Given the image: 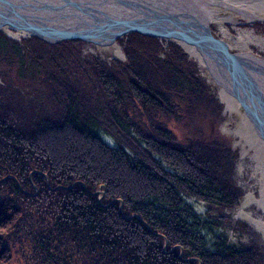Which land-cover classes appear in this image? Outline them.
Wrapping results in <instances>:
<instances>
[{
    "label": "trees",
    "instance_id": "trees-1",
    "mask_svg": "<svg viewBox=\"0 0 264 264\" xmlns=\"http://www.w3.org/2000/svg\"><path fill=\"white\" fill-rule=\"evenodd\" d=\"M126 36L124 61L92 57L85 69L79 39L20 44L0 31V65L17 83L40 82L47 104L0 84V264H264L218 231L229 219L214 212L235 207L241 190L217 147L216 99L178 66L180 46L169 41L162 58L157 37ZM187 197L206 202V217ZM112 199L122 211L118 200L101 205Z\"/></svg>",
    "mask_w": 264,
    "mask_h": 264
},
{
    "label": "water",
    "instance_id": "water-1",
    "mask_svg": "<svg viewBox=\"0 0 264 264\" xmlns=\"http://www.w3.org/2000/svg\"><path fill=\"white\" fill-rule=\"evenodd\" d=\"M201 10L194 0H0V30L28 33L49 43L79 39L108 46L119 37L137 32L175 41L182 48L180 42L192 45L206 61L215 84L236 98L256 134L264 140L263 57L231 50L212 31ZM93 194H98L100 203L104 190L97 189ZM116 200L122 211L121 199L101 205ZM123 216L138 217L135 213ZM164 239V251L178 247L182 257V246L166 250Z\"/></svg>",
    "mask_w": 264,
    "mask_h": 264
},
{
    "label": "bare ground",
    "instance_id": "bare-ground-1",
    "mask_svg": "<svg viewBox=\"0 0 264 264\" xmlns=\"http://www.w3.org/2000/svg\"><path fill=\"white\" fill-rule=\"evenodd\" d=\"M194 1L196 4L201 5V11L209 23L214 22L217 24L218 35L227 42L231 50L235 49L239 53L250 55V53H253L252 45H254L257 47V53L258 51L264 53L263 34L256 33L252 28L235 26L236 23H240L235 18L236 13L242 16L243 21L264 19V0ZM224 9H228L230 12L227 14L222 13ZM227 21L236 28V33H232L228 29L226 26ZM5 30L15 36L14 38L17 40L30 36V34L24 32H11L6 28ZM180 44L189 56L197 60L200 67L205 70L209 80L215 83L206 68L207 63L200 52L192 45L183 42H180ZM99 49H109L116 56L123 55L117 43L101 46ZM217 96L223 104L222 114L225 115V120L221 123V129L226 134L231 135L234 139V144L239 147V159L236 164L237 174L241 176L242 172L248 169L250 177L257 187L255 192L250 189L247 183L241 181L244 192L239 199V204L232 212V217L244 220L251 230L258 235V239L264 245V216L260 214V211L264 214V140L256 134L245 111L230 92L222 86H217Z\"/></svg>",
    "mask_w": 264,
    "mask_h": 264
},
{
    "label": "rangeland",
    "instance_id": "rangeland-1",
    "mask_svg": "<svg viewBox=\"0 0 264 264\" xmlns=\"http://www.w3.org/2000/svg\"><path fill=\"white\" fill-rule=\"evenodd\" d=\"M229 12L230 10L228 9H224V11H222V13H225V14ZM235 18L237 19L238 22H240V23H236L235 26L242 27V28H252L256 33L264 35V20L252 19L250 21H243L242 16L238 13L235 14ZM226 26L232 33H236V28L232 24H230V22L227 21ZM210 28L217 36H219L218 35L219 33H217L216 23L210 22ZM0 31L3 32L5 35L15 39L14 38L15 36L9 34L8 31H6L5 29L0 30ZM126 37L127 36L124 35L116 40V43L121 48L123 57L114 55L113 52L109 49H99L101 46L81 40L80 54H79L81 65L85 69H87V66L84 63V60L90 61L92 57H97L98 60L103 64V66L108 67V68L110 67L112 61H124L125 60L124 45H125ZM17 41L21 44V39ZM158 41L161 47V49L158 52V55L160 57H163L164 54L169 51V48H168L169 41L177 44L175 41L163 39V38H158ZM93 46H95L94 47L95 49L91 48ZM180 48L182 47L180 46ZM252 48H253V54L263 57L264 53L259 52V51L257 53L256 46L252 45ZM90 49H92V51H90ZM182 50L184 51L183 48ZM232 50L236 51L235 49H232ZM185 53L187 54V62L183 64L179 63L178 66L182 68L185 72L190 71V72H193L195 75H197L205 87L204 96L207 98H209L210 96H214V98L216 99V103L219 104L218 109L214 110L213 120L215 123L216 131L219 134V137L221 139H225V141L221 140L222 142L219 143L217 147H218V150L221 151L222 154L224 155L226 161L228 163H231L232 169L230 171V176L233 182L235 183V185L239 187L241 190V195L238 198V204H239V199L242 197L243 192H244V189L241 185V181H244L245 183H247L250 189L254 190L255 192L257 191V187L254 184L253 179H251L250 171L248 169H245L242 172L241 176L237 174L236 164L239 159V147L234 144L233 137L231 135L226 134L221 129V123L225 120V115L222 114L223 104L219 101V98L217 96V85L214 82H211L209 80V77L205 73V70L202 67H200L197 60L189 56L187 52ZM48 69L53 70L52 67H48ZM73 81L77 88L83 91L87 88L86 79L83 73L79 72L78 74H76ZM4 82L10 83L16 90L20 92L22 99L24 101V104L30 102L31 104L35 105L37 102H41L44 104V106L47 107V104L45 101V88L37 80L27 78V79L22 80L21 83H17L16 81L13 80L12 76L8 73L7 67L0 65V84H3ZM101 136L108 144L110 145L115 144L114 140L111 137L103 134L102 132H101ZM98 189L104 190L102 188H98ZM185 202L190 203L193 206L197 214H199L202 217H206V214H205V211L207 209L206 202L201 201V200H195L192 197L185 198ZM235 207L231 209H223L222 211L214 212V215L226 214L229 219V220H226L219 227L218 231L224 234L226 238V242L228 244L234 245V246H248L251 248H255L258 250V252L261 254V256L264 259V245L258 239V235L251 230L249 225L244 220L232 217V212L234 211ZM260 214L264 216V214L261 211H260ZM206 236H207L208 245L210 246L213 241V234L206 231ZM12 264H17V263H12Z\"/></svg>",
    "mask_w": 264,
    "mask_h": 264
},
{
    "label": "built area",
    "instance_id": "built-area-1",
    "mask_svg": "<svg viewBox=\"0 0 264 264\" xmlns=\"http://www.w3.org/2000/svg\"><path fill=\"white\" fill-rule=\"evenodd\" d=\"M94 47H95V46H93V47H91V48H92V49H95ZM92 49H90V51H92ZM161 55H162V54H161ZM162 56H163V55H162Z\"/></svg>",
    "mask_w": 264,
    "mask_h": 264
}]
</instances>
